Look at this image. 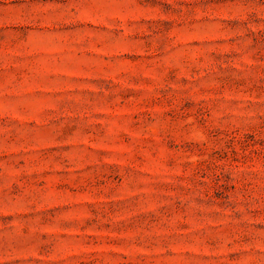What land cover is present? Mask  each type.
<instances>
[{
    "label": "rangeland",
    "instance_id": "obj_1",
    "mask_svg": "<svg viewBox=\"0 0 264 264\" xmlns=\"http://www.w3.org/2000/svg\"><path fill=\"white\" fill-rule=\"evenodd\" d=\"M0 264H264V0H0Z\"/></svg>",
    "mask_w": 264,
    "mask_h": 264
}]
</instances>
